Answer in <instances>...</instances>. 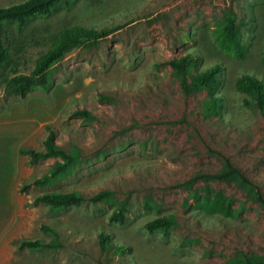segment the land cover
Listing matches in <instances>:
<instances>
[{"label":"rangeland","instance_id":"374dc122","mask_svg":"<svg viewBox=\"0 0 264 264\" xmlns=\"http://www.w3.org/2000/svg\"><path fill=\"white\" fill-rule=\"evenodd\" d=\"M230 10L248 48L243 60L214 40ZM75 26L119 30L68 53L46 91L6 94L7 78L30 74L55 35ZM10 30L12 62L0 71V264H243L264 255V206L254 198H264V111L237 90L244 74L264 81V0H76ZM187 53L199 69L221 65L218 82L184 91L168 61ZM80 108L95 118H72ZM49 126L65 150L81 149L78 173L22 191L60 161L21 153L42 149ZM227 162L250 184L213 177ZM105 190L114 194L109 202L57 212L34 203L51 191ZM125 201L124 223L110 221ZM168 214L176 217L169 234L147 230ZM43 224L60 232L64 247L20 248L23 239L51 240ZM101 231L111 236L107 250Z\"/></svg>","mask_w":264,"mask_h":264},{"label":"trees","instance_id":"16d2710c","mask_svg":"<svg viewBox=\"0 0 264 264\" xmlns=\"http://www.w3.org/2000/svg\"><path fill=\"white\" fill-rule=\"evenodd\" d=\"M76 0H25L21 3H15L8 7L0 6V71L9 66L12 62L10 48L14 45L11 37L12 26L23 30L34 19L47 17L54 14L59 8L70 9ZM113 30H96L75 26L64 29L55 35L49 49L44 52L35 62L34 69L30 74H18L6 79L5 91L8 95H14L25 98L34 90L46 91L53 77V70L60 64L68 53L80 48L86 44H97L116 32ZM215 43L224 55L234 59L243 60L248 55V48L243 43L241 30L238 26L237 15L230 10L225 14L223 22L218 24L214 30ZM264 65V58H263ZM172 67L173 73L180 79L184 91L189 93L191 90H203L213 86L218 82L223 73L222 66L216 64L207 69H199L197 58L187 53L179 58L168 61ZM191 80L192 84L189 82ZM237 90L242 94H248L257 100V106L264 111V81L244 74L237 81ZM106 96L100 95L101 101L106 100ZM248 106L252 104L245 101ZM72 118H79L85 121L93 120L95 117L91 111L86 109H77L70 115ZM47 137L43 141V148L22 149L21 153L28 155L31 162H39L50 158L60 159L51 171L35 179L32 183H25L22 191H26L30 185L48 186L54 184L66 175L78 173V164L81 158V149L74 146L71 150H65L56 141L54 129L47 127ZM221 180H233L240 184H250L245 174L230 162L226 163L224 169L213 175ZM113 192L109 190L102 191L96 195L86 197L79 191H51L38 195L34 203L46 205L52 212H57L71 206L79 207L87 202L106 203L113 199ZM255 200L264 206V198L255 191ZM127 202H122L116 206V209L110 216V221L124 223L126 220ZM176 225V217L173 214L164 215L151 220L146 225L150 233L161 232L169 234ZM44 234L51 238L47 241L42 238L23 239L19 242L20 248H26L32 251H41L46 249L63 248L60 232L49 224H43L41 227ZM111 236L101 231L99 233V243L102 249L107 250L110 247ZM124 246L117 247L116 251H125ZM243 264H264V255L253 254L242 259Z\"/></svg>","mask_w":264,"mask_h":264},{"label":"crops","instance_id":"0c3cea01","mask_svg":"<svg viewBox=\"0 0 264 264\" xmlns=\"http://www.w3.org/2000/svg\"><path fill=\"white\" fill-rule=\"evenodd\" d=\"M3 185H4V182H3V180H2V187H3ZM4 190V189H3ZM2 237H3V239H4V234L2 235ZM3 241V240H2ZM1 243V242H0Z\"/></svg>","mask_w":264,"mask_h":264}]
</instances>
